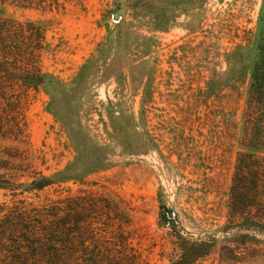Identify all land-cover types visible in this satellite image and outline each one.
Wrapping results in <instances>:
<instances>
[{"label":"rangeland","instance_id":"rangeland-1","mask_svg":"<svg viewBox=\"0 0 264 264\" xmlns=\"http://www.w3.org/2000/svg\"><path fill=\"white\" fill-rule=\"evenodd\" d=\"M80 1L4 13L50 19L39 61L56 80L24 88L19 139L0 133V252L24 245L45 203L92 195L108 206L99 227L119 231L111 246L126 237L142 264H170L179 235L219 237L225 221L248 75L222 73L227 54L252 39L261 0ZM120 24L122 37L100 49L106 25ZM138 29L156 37L147 56ZM11 108L0 104V114ZM40 175L53 183L34 189ZM219 248L194 264H218Z\"/></svg>","mask_w":264,"mask_h":264},{"label":"trees","instance_id":"trees-1","mask_svg":"<svg viewBox=\"0 0 264 264\" xmlns=\"http://www.w3.org/2000/svg\"><path fill=\"white\" fill-rule=\"evenodd\" d=\"M76 1L80 0H0V104H12L9 115L0 114V133L19 139L24 132L21 122L24 88H45L56 80L42 71L39 61L50 19L18 20L5 15L6 8L14 5L51 13L64 10ZM154 1L134 0L133 5L148 9ZM114 2L115 9H119L121 2ZM123 26L120 24L111 29L106 25V44L102 42L99 48L106 50L120 39ZM131 33L136 42L142 41L144 56L149 55L156 37L139 29ZM227 61V69L222 75L245 73L248 86L225 221L219 237L193 239L179 235L178 254L170 264H194L198 258L208 255L217 243H220L218 264H264V0H261L252 39L237 45L227 54ZM239 63L243 67L235 68ZM219 89L221 93L223 85ZM211 90V81L208 80L206 91ZM145 102L144 99L141 101L140 113L145 112ZM53 180V175H40L37 181H33V188L42 189ZM99 200L92 195L78 198L61 195L45 203L38 225L30 228L32 232L29 227H24V245L1 248L0 264H142L126 237L121 236L123 244L111 246L110 242L119 231L99 227L108 208L99 204ZM7 213L5 211L3 219L10 217ZM14 218L18 221L16 225L26 219L21 215ZM7 228L12 236L21 230ZM76 255L82 258H76Z\"/></svg>","mask_w":264,"mask_h":264},{"label":"water","instance_id":"water-1","mask_svg":"<svg viewBox=\"0 0 264 264\" xmlns=\"http://www.w3.org/2000/svg\"><path fill=\"white\" fill-rule=\"evenodd\" d=\"M114 15H115L114 17H116V18L118 17L117 14H114ZM167 215L170 218V223L171 224H174V220L172 219V215H173L172 211L171 210H168L167 211Z\"/></svg>","mask_w":264,"mask_h":264}]
</instances>
